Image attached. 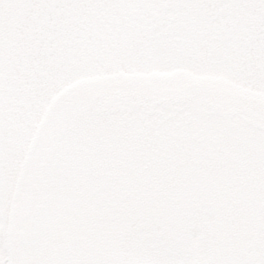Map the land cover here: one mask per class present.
I'll return each mask as SVG.
<instances>
[{"label": "rangeland", "instance_id": "obj_1", "mask_svg": "<svg viewBox=\"0 0 264 264\" xmlns=\"http://www.w3.org/2000/svg\"><path fill=\"white\" fill-rule=\"evenodd\" d=\"M121 2L103 11L99 1L88 0L74 18L62 15L50 33L56 39L25 67L20 58L33 53L29 38L36 35L32 18L23 14L36 3L0 0V264H81L69 259V250L62 253L64 240L73 237L81 247L86 236L100 232L120 249L131 240L136 259L124 258L126 264H208L213 256L219 263L216 258L212 264L226 261L231 233L214 221L230 208L222 193L240 191L247 162L255 163L252 173L264 174V0ZM113 95H137L148 106L154 99L176 107L181 101L195 120L190 136L196 146L189 149L199 161L198 153L214 147L232 155L209 169L199 163L198 190L163 205L145 194L151 180L137 168L146 180L136 187L138 209L127 235L118 233L125 210L114 206L119 195L128 198L120 189L130 170L120 167V179L105 178L101 171L106 175V163L115 162L108 152L93 147V153L76 142L59 153L57 144L58 134L85 112L98 121L99 103ZM214 107L237 116L226 121L205 111ZM124 139L116 140L113 152L129 151ZM86 163L93 177L84 174ZM215 182L222 192L217 201L208 190ZM41 200L48 202L52 222L32 247L28 224Z\"/></svg>", "mask_w": 264, "mask_h": 264}, {"label": "flooded vegetation", "instance_id": "obj_2", "mask_svg": "<svg viewBox=\"0 0 264 264\" xmlns=\"http://www.w3.org/2000/svg\"><path fill=\"white\" fill-rule=\"evenodd\" d=\"M87 1L35 0L36 8L33 10L32 16L36 24L35 31L37 34L32 39H35L37 55H39L41 49H48L49 45L56 39L50 33L55 34L58 29V19H61L62 15L65 14L67 19L74 18L76 13L83 9ZM95 1L101 3L100 6L103 11H106L103 7L116 6L119 8L116 3L123 2L121 0ZM30 13L26 12V15ZM21 61L25 63L24 59ZM119 99L110 100L108 105L101 107L100 110H118V112L108 115V119L115 122L111 124L122 127L125 131L128 129L135 143L139 142L147 146L146 154L141 156V159L147 161V179H150L151 183L146 185L147 192L145 191V193L150 196L152 201L161 200V205L172 200L179 202L183 195L186 196L188 193L191 194L198 190L196 170L199 163L207 165V169H209L216 164L217 160L227 163V160L231 159L230 152H226L223 148L214 147L211 151L206 150L198 153L203 159L199 161L196 152L189 149L196 146L193 142L196 138L190 136V133L195 131L193 127L195 120L190 115L185 114L184 110H181L187 107L180 108L179 106L165 104L162 105L164 110H158L157 106L150 107L144 101L135 102L132 99L119 101ZM102 103L100 102L99 105H102ZM98 111L96 110L97 115L104 116L102 112ZM236 116L237 112L229 120ZM85 117L86 119L93 118L94 115L85 113ZM80 120H83V118H80ZM243 121L248 122V118L243 116ZM125 135L127 136V132H125ZM199 142L202 143V141ZM62 152L60 149L59 153ZM114 161L113 166H110L108 162L106 163L110 170L107 171L106 175L102 174L103 171H101L103 177H117V179H120V176H116L119 175L116 172L120 169V161ZM255 167L254 162H247L243 170L245 175L241 181L240 191L233 190L228 194L221 192L222 201L229 202L230 208H227V216L216 218L214 221L218 226L226 227L227 231L231 233L223 250L226 261L222 264H264V174H262V170H259L257 174L252 173ZM130 168L129 173L132 175L127 178L135 180V170H137L135 159L132 160ZM89 169L90 167L86 163L83 172L86 177H93V172ZM260 174L263 175L262 178H260ZM213 184L217 183H212L211 188H208V190L213 195V200L215 197V201H217V195H221V193L217 192L218 188ZM136 186V183L129 181L128 191H126L128 198H122L119 195V203L114 206L116 208L120 206L119 210H125L121 215L122 229L118 233L125 235L130 233L129 227L134 222L138 209ZM141 187L143 188V185ZM118 189H120V186ZM254 189H256V192L253 193ZM120 190L123 193L125 192L124 188ZM250 192L252 193L250 194ZM248 197L252 200H250L247 207L244 206V202ZM189 202L193 203V198H189ZM86 239L87 243L78 247L72 241L73 237L67 238L66 241L64 240L62 253L69 250L71 255L69 259L74 260L73 262L79 260L81 264H126L125 260L123 261L124 258L131 261L135 257L136 252L131 240H128L127 244L126 242L122 244L123 249H120V243L117 240H112L104 232L90 234V236H86ZM219 257L223 258V254Z\"/></svg>", "mask_w": 264, "mask_h": 264}, {"label": "water", "instance_id": "obj_3", "mask_svg": "<svg viewBox=\"0 0 264 264\" xmlns=\"http://www.w3.org/2000/svg\"><path fill=\"white\" fill-rule=\"evenodd\" d=\"M48 215L46 203H40L32 220V244H36L48 228Z\"/></svg>", "mask_w": 264, "mask_h": 264}]
</instances>
